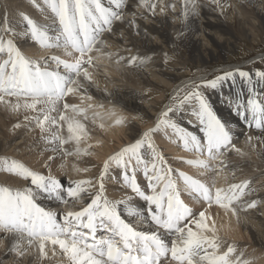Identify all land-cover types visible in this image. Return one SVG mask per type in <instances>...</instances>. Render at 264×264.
<instances>
[{
	"label": "snow or ice",
	"instance_id": "obj_1",
	"mask_svg": "<svg viewBox=\"0 0 264 264\" xmlns=\"http://www.w3.org/2000/svg\"><path fill=\"white\" fill-rule=\"evenodd\" d=\"M44 4L54 16V32L50 25L40 24L21 13L27 26L23 35L30 37L42 49H62L68 59L54 54L33 58L26 55L12 38L6 39L0 34V55L6 57L0 59V105L12 112L23 110L31 113L24 119L34 121L41 134L48 133L43 138L53 145L51 150L54 153L79 158L82 154H90L91 145L80 147L81 141L89 137L85 122L90 117L85 107L68 103L66 97L82 93V101L91 100V96L85 95L87 88L82 81L92 82L89 69L97 67L92 53L102 52L107 46L103 34L112 32L115 21H123L124 0H109L107 6L103 0H44ZM139 5L153 13L156 7L150 0H139ZM130 24L136 26L134 18ZM3 32H13V29L3 27L0 33ZM106 55L111 56L112 53ZM145 59L131 56L128 63L139 61L142 64ZM50 62L55 67H51ZM236 71L251 83L248 72ZM255 75L264 81V71L257 70ZM233 77V72H225L206 83L216 88L220 82ZM199 87L192 83L181 89L186 94L179 105L196 101L198 107L193 112L202 136L165 119L173 110L169 107L161 114L155 129L150 128L141 139L121 148L103 162L95 185L90 179L68 178L65 183L52 175L50 169L45 175L19 160L0 157V170L29 182L23 188L0 186V233L13 239L12 250L23 257L29 249H34L38 253L37 264L50 259L49 251L56 255L57 249L67 264H249L239 256L231 259L236 252L233 244L221 251L224 241L218 235L215 219L208 212V209L218 206L225 214L230 212L238 216L241 208H255L257 201L245 200L252 194L250 180L216 186L215 176L226 166L221 159L225 153H243L233 143L229 126L212 109ZM178 96L179 92L173 100ZM87 107L92 108L93 105ZM236 107L238 115L249 126L254 123L257 129L264 130V102L256 98L253 89H249L246 104L238 102ZM99 115L93 113L92 123ZM115 123H122V118H117ZM161 124L171 127L179 135L186 150L206 157L187 160L186 163L215 174L209 184L179 172L184 191L193 200L207 205L202 210H195L181 198V191L172 178L173 169L167 166L163 155L149 140V133L158 130ZM103 126L100 125L101 128ZM14 127H20L19 123ZM251 139L248 137L249 141ZM70 143L75 145L71 151L65 147ZM145 145L152 156L151 174L141 155ZM48 159L51 161L54 157ZM209 161L219 163L213 166ZM113 162L123 169L124 185L146 203V209L133 207L132 197L109 199L104 178ZM141 164L144 165L146 187L150 191L137 182L136 171ZM44 167L48 168V164L45 163ZM73 167L75 171L89 170ZM85 196L88 202L79 205V210H72ZM41 200H52L65 206L70 200L73 203L69 210L58 212L43 206ZM125 214L137 218L136 223L129 222ZM100 232L105 234L98 235ZM20 241H26L27 247L22 248Z\"/></svg>",
	"mask_w": 264,
	"mask_h": 264
},
{
	"label": "bare ground",
	"instance_id": "obj_2",
	"mask_svg": "<svg viewBox=\"0 0 264 264\" xmlns=\"http://www.w3.org/2000/svg\"><path fill=\"white\" fill-rule=\"evenodd\" d=\"M103 2L109 4V0ZM150 3L156 4L154 13L140 6L139 0H124L123 21H115L112 32L103 34L102 38L107 46L102 52L92 53L97 65L96 68L89 69L93 77L92 82L82 81L87 88L85 95L91 96V100L82 101V93L66 97L68 103L85 107L90 117L85 122L89 137L82 140L80 145L81 148L91 145L90 154H82L77 158L54 153L51 150L53 145L43 138L48 133L41 134L34 121L24 119L25 115H32L31 113L23 110L12 112L4 105H0V157L19 160L45 175L50 169L52 175L65 183L68 178L90 179L95 185L99 180L103 162L121 148L141 139L143 133L150 128L155 129L161 114L169 107L173 110L165 119L202 136L199 122L193 112L198 107L196 101H186L180 106L179 102L171 100L172 104L164 105L165 92H172L173 97H176L178 92L180 95L185 91H181L184 89L183 85L178 86L188 77L192 68L196 70L195 72L204 73L207 68L219 67L216 63L239 50L242 44L249 43L253 46L258 44L259 40H263L264 0H189L188 3H185V0H150ZM21 13L40 24L50 25L54 32V16L44 4V0H35V3L33 0H0V29L3 27L13 29V32L0 34L6 39L12 38L26 55L33 58L54 54L68 59L62 49H42L34 44L30 37L23 35L27 26ZM133 18L136 26L130 24ZM106 53L112 55L108 56ZM131 56L146 59L142 64L139 61L129 64L128 59ZM3 58L6 57L0 55V59ZM241 64L243 62L225 65L223 70L218 71L217 75L233 72L234 77L220 82L216 88L206 83L214 79L212 76L199 78L196 84L200 85L198 90L203 93L212 109L229 126L233 143L243 153V155L235 151L225 153L221 159L226 162V166L218 176H215L216 186L250 180L252 194L245 197V200L248 202L256 200L257 206L247 210L241 208L238 216H233L230 212L225 214L218 206H213L208 212L215 219L218 235L224 241L221 251H225L229 244H233L236 252L231 259L239 256L242 261L247 260L249 264H264V130L257 129L254 123L249 126L244 119L239 120L241 117L236 107L238 102L246 104L249 89H253L256 98L264 102V81L255 75L256 71L241 69ZM50 66L55 67L51 62ZM236 70L248 72L251 83L240 77ZM89 104L93 107L88 108ZM99 105L103 107H98ZM240 111H243V108ZM93 113L100 114L95 118V123H92L91 119ZM117 118H122V123H115ZM17 123L20 127H14ZM101 124L104 125L103 128L100 127ZM168 129L172 132L167 133ZM64 133L66 134V127ZM177 135L171 127L161 124L158 130L149 133V140L163 155L167 166L173 169L172 178L181 191V198L199 211L207 205L203 201L193 200L184 191L185 185L179 176V170L189 171L186 174L209 184L215 174L207 172L202 167L188 164L185 159L164 155L165 152L162 150L170 151L171 154L186 155L188 158H206L195 151L186 150ZM248 137L252 138L251 141ZM65 147L71 151L75 145L70 143ZM141 155L148 163L151 174L152 156L147 145L141 149ZM50 156L54 157L51 161L48 159ZM45 163L48 164V168L44 167ZM209 163L215 166L219 162ZM73 166L89 170L75 171ZM143 167L141 164L136 171L137 182L146 191H150L146 187L147 180ZM28 183L14 174L0 170V186L23 188ZM104 184L109 199L132 197L133 207L146 209V203L124 185L123 169L118 168L115 162L111 164ZM40 202L46 208L58 212L69 210L73 203L70 200L69 205L65 206L52 200ZM86 202L88 197H82L72 210H79V205ZM125 218L136 223L135 217H128L125 214ZM140 227L146 229L144 225ZM13 243V239L5 238L4 234L0 233V264H37L38 253L34 249H29L28 254L20 257L12 250ZM20 244L22 248L27 247L26 241H20ZM48 255L50 259H44L42 264H67L58 249L56 255L51 251Z\"/></svg>",
	"mask_w": 264,
	"mask_h": 264
},
{
	"label": "rangeland",
	"instance_id": "obj_3",
	"mask_svg": "<svg viewBox=\"0 0 264 264\" xmlns=\"http://www.w3.org/2000/svg\"><path fill=\"white\" fill-rule=\"evenodd\" d=\"M261 40L258 41L259 42L258 44L253 45V46L249 45V43H246L247 45L246 44H242V46L239 48V50L233 52L232 55H229L225 59L223 58L222 59L223 61L221 60L218 63H216V65L219 66V67L207 68L204 73L195 72L196 70L194 68H192L191 71L188 73L189 75H187L188 77H186L184 80H182L178 87H182V85H183V87L185 89L186 85H189V84H192V83L196 84V81L199 78H204L205 76H212V77L215 78L216 76H218L217 75V73H219L218 71L223 70L225 65H233L235 63H240V62H243V64H241L242 65L241 69H243V70H246V71H250V70H253V71H257V70L264 71V39L262 41ZM203 70H205V69H203ZM184 84H186V85H184ZM187 90L190 91L191 89H187ZM165 94H166L165 95L166 98L165 97L163 98V104L164 105L170 104V103L172 104L171 100H173L172 97L174 96V94L172 92H168V91L165 92ZM181 94L177 97L178 100L176 99L175 103H177L180 100H182L183 96L186 93L182 92ZM161 107H163V105ZM242 119L243 118H240L239 120H242ZM171 132L172 131L170 129H168L167 133H171ZM177 136H179V135H177ZM178 138H180V137H178ZM162 152H165V154H164L165 156L169 155V157L171 156L173 158H179V159H185V160H195L192 157L188 158L186 155H184V156L182 155L181 156V155H178V154H171L170 151L166 152V151L162 150ZM179 172L189 173V171H184V170L183 171L179 170Z\"/></svg>",
	"mask_w": 264,
	"mask_h": 264
}]
</instances>
